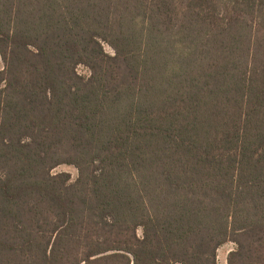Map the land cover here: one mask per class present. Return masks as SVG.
Listing matches in <instances>:
<instances>
[{"label": "trees", "instance_id": "16d2710c", "mask_svg": "<svg viewBox=\"0 0 264 264\" xmlns=\"http://www.w3.org/2000/svg\"><path fill=\"white\" fill-rule=\"evenodd\" d=\"M0 58V264H264V0H0Z\"/></svg>", "mask_w": 264, "mask_h": 264}, {"label": "rangeland", "instance_id": "374dc122", "mask_svg": "<svg viewBox=\"0 0 264 264\" xmlns=\"http://www.w3.org/2000/svg\"><path fill=\"white\" fill-rule=\"evenodd\" d=\"M105 50L109 53H112L111 48L107 45H105ZM2 68H3V62L1 61V58H0V69ZM78 73L83 74V75H88L89 71L84 66H79ZM61 172L70 174L71 181H74L78 176L77 169L74 166L69 165V164H61V165L56 166L54 169H52L53 174H57ZM140 234H141V231L138 230V235ZM234 248H235V244L231 241H228L224 243L222 246H220L217 250V263L226 264L228 253Z\"/></svg>", "mask_w": 264, "mask_h": 264}]
</instances>
